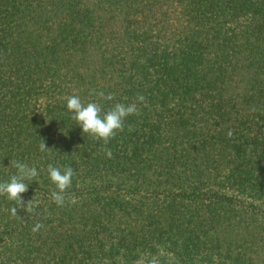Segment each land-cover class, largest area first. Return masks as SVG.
I'll list each match as a JSON object with an SVG mask.
<instances>
[{
	"label": "trees",
	"instance_id": "1",
	"mask_svg": "<svg viewBox=\"0 0 264 264\" xmlns=\"http://www.w3.org/2000/svg\"><path fill=\"white\" fill-rule=\"evenodd\" d=\"M137 94L107 145L66 108ZM11 161L39 203L0 196V264H264V0H0V182Z\"/></svg>",
	"mask_w": 264,
	"mask_h": 264
},
{
	"label": "clouds",
	"instance_id": "2",
	"mask_svg": "<svg viewBox=\"0 0 264 264\" xmlns=\"http://www.w3.org/2000/svg\"><path fill=\"white\" fill-rule=\"evenodd\" d=\"M89 95H96L97 97L106 100H114V95L103 91L97 92L95 89L90 90ZM146 103V98L142 94H137L135 101L130 104L115 103L111 108L105 111L101 104L95 101L84 103L78 95L67 97L66 108L71 114L70 119L75 125L79 126L84 135L89 136L93 140L103 141L105 145L117 135L118 132L124 130L125 120L131 115H138V105ZM229 138L233 132L229 130L226 134ZM40 151L49 149L46 147L44 141L39 145ZM106 155L111 157V150H107ZM12 166L17 170V173L12 175L8 181L0 182V196H4L9 201H18L21 208L26 213L34 212L38 206V201L33 198L26 204L23 201L22 194L28 191L29 183L25 181H32L38 176L36 167H30L28 164L20 161H11ZM49 179L55 189L51 191V200L57 206H63L65 202V191L71 186L72 177L74 176V169L71 166H65L63 170L60 167H55L49 164L47 167ZM16 207L11 209L13 216L17 215ZM43 224L37 223L32 228L33 233L39 231Z\"/></svg>",
	"mask_w": 264,
	"mask_h": 264
}]
</instances>
